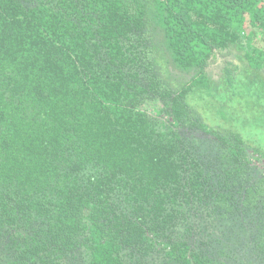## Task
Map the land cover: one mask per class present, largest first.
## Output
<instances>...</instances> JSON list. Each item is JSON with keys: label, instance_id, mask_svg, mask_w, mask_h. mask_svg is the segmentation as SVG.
<instances>
[{"label": "trees", "instance_id": "1", "mask_svg": "<svg viewBox=\"0 0 264 264\" xmlns=\"http://www.w3.org/2000/svg\"><path fill=\"white\" fill-rule=\"evenodd\" d=\"M245 243L264 264V0H0V264Z\"/></svg>", "mask_w": 264, "mask_h": 264}, {"label": "rangeland", "instance_id": "2", "mask_svg": "<svg viewBox=\"0 0 264 264\" xmlns=\"http://www.w3.org/2000/svg\"><path fill=\"white\" fill-rule=\"evenodd\" d=\"M233 59L232 54L224 56L219 54L217 62L213 63L210 66V70L213 74H216L220 71V64L223 62V60H229ZM230 264H259V261L257 258L253 255L252 250L250 249V246L248 243L245 245L241 244L236 249V255H234L233 261Z\"/></svg>", "mask_w": 264, "mask_h": 264}]
</instances>
